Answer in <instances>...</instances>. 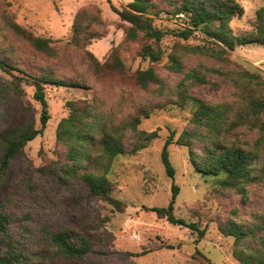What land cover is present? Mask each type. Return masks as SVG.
<instances>
[{
    "label": "rangeland",
    "instance_id": "rangeland-1",
    "mask_svg": "<svg viewBox=\"0 0 264 264\" xmlns=\"http://www.w3.org/2000/svg\"><path fill=\"white\" fill-rule=\"evenodd\" d=\"M153 1L158 11L153 16L154 23L166 33L161 42L164 57L157 63L138 56L144 42L126 39L129 24L122 22L111 7L121 10L132 0H0V61L12 66V75L22 79L51 77L68 84L45 85L51 118L44 133L29 142L23 155L0 173V205L16 217L13 233L17 239H23L26 233L39 240L41 228L65 229L73 243L76 235L87 238L92 252L77 264H241L233 254L234 237L224 235L220 226L230 221L252 222L254 215L263 213L264 183H248L245 195L226 190L220 187L222 175H205L192 163L191 153H202L201 141L193 140L191 147L177 143L184 131L193 128V108L178 105L176 88L183 76L170 69L168 55L177 42L173 32L188 24L186 18L170 14L174 9L170 0ZM235 1L244 8V15L234 18L230 27L236 35H242L252 30L263 0ZM82 10H87L84 26L96 37L84 46L71 42L76 16ZM93 17L102 19L103 24L92 23ZM13 24L49 40L54 53L35 50L14 32ZM184 43L200 45L203 39L197 33ZM117 55L126 64L125 72H101L92 65V61L99 65L112 63ZM184 61L186 70L200 65L218 70L207 73L208 82L191 89V94L211 103L233 100L234 87L224 76L225 71H260L264 78L261 44L237 46L226 63L198 55L187 56ZM149 68L155 70L160 82L144 89L135 80V72ZM11 81L12 76L0 69V85ZM22 89L21 97L8 98L0 115V156L2 134L17 128L27 113L34 115L36 125L40 126L41 105L34 99V88L24 82ZM73 103L91 106L108 124L117 127L139 117V131L157 134L145 148L132 153L137 136L127 127L123 139L125 153L111 161L103 160L110 162L107 173L112 184L110 197L122 202V210L104 198L77 204L73 191L59 189L48 179L47 173L65 161L66 149L57 138L60 123L69 116ZM173 133L174 140L168 146L176 170L172 179L165 171L161 155ZM237 136L242 141H251L257 138V133L234 129L227 135L226 144ZM95 150L97 157L100 145ZM82 172L103 174L104 169L87 162ZM173 185L179 188L176 217L198 224L205 229V236L200 237L181 225H171L150 210L168 206ZM47 253L44 264L66 263L50 250Z\"/></svg>",
    "mask_w": 264,
    "mask_h": 264
},
{
    "label": "trees",
    "instance_id": "trees-1",
    "mask_svg": "<svg viewBox=\"0 0 264 264\" xmlns=\"http://www.w3.org/2000/svg\"><path fill=\"white\" fill-rule=\"evenodd\" d=\"M170 4L174 8L170 14L174 16L185 14V23L188 25L173 32L177 42L168 55V66L183 76L176 88L179 107L191 105L193 108L191 118L193 128L184 131L177 143L191 147L193 140L201 141L202 153L197 155L191 151L192 163L196 169L205 175H222L220 187L245 195L248 183L256 181L264 183V78L260 71H225V74H222L229 78L234 87L233 100L211 103L191 94V89L208 82L207 73L218 70L201 65L186 70L184 59L187 56L198 55L226 63L229 61L230 53L237 46L264 45V0L256 12L252 30L242 35H236L230 27V22L234 18H241L244 15V8L235 0H170ZM111 7L122 22L129 24L125 30L126 39L144 42L138 56L153 63L162 61L164 51L161 42L166 33L154 23L153 16L158 12L157 4L153 0H132L124 9H117L113 5ZM86 11L82 10L76 16L71 41L74 45L84 46L89 40L96 38L95 33L89 32L88 27L83 24L84 20H87ZM90 21L103 24L102 19L98 17H93ZM12 28L38 52L48 55L54 53L49 40L34 36L18 24H13ZM197 33L203 39L202 44L184 43ZM88 54L94 60L92 55ZM115 57L112 63L99 65L97 61H92V65L96 70L101 69V72L102 70L125 72L124 60L118 55ZM0 69L12 76L10 83L0 85V115L10 96L23 95L24 82L34 88V99L41 105L40 126L36 125L34 115L27 113L23 117V113L20 125L2 134L0 173H4L13 161L23 155L27 144L42 135L47 127L51 116L45 85L68 86V84L51 77L22 79L12 75V66L2 61ZM135 80L144 89L152 83L160 82L153 68L136 71ZM140 122L141 119L135 117L122 127H117L108 124L101 113L91 106L71 104L69 116L60 123L57 138L58 143L66 149L65 161L56 164L55 168L47 173L51 184L59 189L73 191L77 204H90L94 198H104L111 200L116 209L122 210V202L112 200L110 197L112 184L107 177L110 162L106 163L103 160L108 158V161H111L125 153L123 139L127 127L137 136L131 149L132 153L145 148L146 144L156 137V132L139 131L137 125ZM238 128L245 132L257 133V138L242 141L240 136H237L235 141L226 144L227 135ZM173 140L174 133L166 141L161 155L165 171L172 179L176 170L170 161L168 146ZM98 145L101 151L96 157L95 149ZM87 162L101 165L104 173H83ZM178 192L179 188L173 185L168 206L153 207L150 210L171 225H181L197 232L200 237L205 236V229H201L198 224L176 217L174 211ZM15 223L16 217L9 213L4 205H0V264H44L48 250L64 259L65 264H77L84 261L92 252L91 242L87 238L76 235V243H73L71 234L65 229L51 231L41 228L39 240L26 233L23 239H17L13 233ZM220 230L224 235L234 237L233 254L241 264H264V212L254 215L252 222L230 221L220 226ZM34 246L38 249H33Z\"/></svg>",
    "mask_w": 264,
    "mask_h": 264
},
{
    "label": "built area",
    "instance_id": "built-area-1",
    "mask_svg": "<svg viewBox=\"0 0 264 264\" xmlns=\"http://www.w3.org/2000/svg\"><path fill=\"white\" fill-rule=\"evenodd\" d=\"M178 17H181V18H183V19L186 18L184 14H180V15H178Z\"/></svg>",
    "mask_w": 264,
    "mask_h": 264
}]
</instances>
